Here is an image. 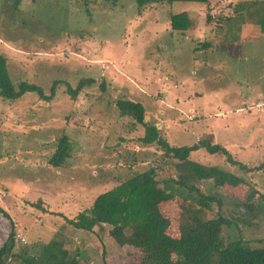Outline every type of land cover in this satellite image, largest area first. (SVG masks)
Listing matches in <instances>:
<instances>
[{"label": "rangeland", "instance_id": "374dc122", "mask_svg": "<svg viewBox=\"0 0 264 264\" xmlns=\"http://www.w3.org/2000/svg\"><path fill=\"white\" fill-rule=\"evenodd\" d=\"M183 12L190 27L173 32L170 16ZM263 18L264 0L175 2L141 14L134 0H0V54L8 59L13 83L30 82L49 96L53 84L63 82L49 102L30 93L12 107L0 98V205L10 216L0 214V248L13 224L15 251L25 257H38L44 245L63 236L79 264H103L104 256L107 264L129 263L133 250L113 243L111 227L76 232L65 220L149 166L176 175L162 169L157 145L142 144L144 126L121 116L119 99L142 103L145 121L170 145L210 139L252 170L204 150L193 154L247 182L197 184L221 200L209 217L221 213L235 221L224 230L225 239L241 237L253 248L264 247V226L243 206L249 187L264 194V169L255 170L264 164V108L256 106L264 102ZM85 79L95 83L73 99L67 85L75 89ZM204 95L219 98L221 106L213 109L209 101L205 110ZM63 135L71 142L67 164L54 168L49 161ZM179 190L162 205L172 236L179 235L186 214L185 192Z\"/></svg>", "mask_w": 264, "mask_h": 264}, {"label": "trees", "instance_id": "16d2710c", "mask_svg": "<svg viewBox=\"0 0 264 264\" xmlns=\"http://www.w3.org/2000/svg\"><path fill=\"white\" fill-rule=\"evenodd\" d=\"M102 1L115 5L120 0ZM134 1L139 8V14L143 13L144 9H150L158 4L195 2L208 6L210 3V0ZM210 18L208 16V19ZM189 27L190 21L186 12L170 16V29L173 32L184 33ZM261 34H264V18L261 23ZM94 83L93 79H85L80 81L75 89L68 84L66 92L76 99L85 87ZM61 84L62 81H56L49 96L40 86L30 82L21 81L16 85L10 76L7 57L0 54V98L14 103L12 107L30 93L36 94L40 101L49 102L55 97L56 90ZM116 105L122 117L131 116L144 126L145 134L140 139L142 144L157 145L163 154L162 169L165 172L171 169L176 175H164L160 173L158 166H149L146 170L123 181L119 186L100 194L90 208L80 212L75 218H66L69 229L93 234L97 227H111L109 236L113 243L121 248L129 247L133 250L128 264H264V247L253 248L250 242L241 237L236 240L225 239L224 230L231 227L235 221L221 213L209 217L211 206L214 203L221 206V200L214 194L203 193L197 187L199 182L211 179H220L233 187L245 185L247 182L217 166L196 161L193 154L204 150L209 155H219L222 163L239 167L246 172L252 170L236 160L229 149L210 139L201 138L192 146L170 145L154 124L145 121V107L140 102L119 99ZM70 148V138L63 135L49 164L54 168L65 166ZM262 169L264 164L255 168L257 171ZM179 189L183 190L182 193L185 192L183 210H186V214L182 216L179 235L172 236L171 222L164 216L162 205L173 200ZM243 206L259 225L264 226V194L259 193L254 187H249ZM43 211L48 212L46 209ZM1 213L10 218L0 205ZM247 224L253 225L252 221ZM16 237L12 224L7 241L0 248V264H4L8 258L23 261V264H79L80 262L77 258L78 254L72 255L70 250L66 249L63 236L54 238L44 245L38 257H25L15 251L18 241ZM104 257L102 263L107 264Z\"/></svg>", "mask_w": 264, "mask_h": 264}, {"label": "crops", "instance_id": "0c3cea01", "mask_svg": "<svg viewBox=\"0 0 264 264\" xmlns=\"http://www.w3.org/2000/svg\"><path fill=\"white\" fill-rule=\"evenodd\" d=\"M1 42H3L1 39H0V43ZM6 57V56H5ZM194 66H196V62H195V64H193V65H190V67L193 69V67ZM216 96V95H215ZM203 97V96H202ZM203 107H204V109L206 110V109H208L209 108V106H208V102L210 101V103H211V105H213V106H210L211 108H213V109H218V107H219V105L221 106V103H220V101H219V98H217V97H215L214 99H213V96L212 95H207V96H205L204 95V99H203ZM189 104V103H188ZM242 104V103H241ZM240 104V105H241ZM249 104V103H248ZM162 110H163V108H162ZM201 112V111H200ZM203 113V112H202ZM237 120V119H236ZM225 125H226V123H225ZM239 126H240V124H239Z\"/></svg>", "mask_w": 264, "mask_h": 264}, {"label": "built area", "instance_id": "2783aa9c", "mask_svg": "<svg viewBox=\"0 0 264 264\" xmlns=\"http://www.w3.org/2000/svg\"><path fill=\"white\" fill-rule=\"evenodd\" d=\"M256 106H257V108H258V107H259V108H264V102H260V103L257 104ZM249 109H251V107H249ZM189 119H190V117H189ZM190 120H194V115H193V118L190 119ZM161 124L163 125V121H161Z\"/></svg>", "mask_w": 264, "mask_h": 264}]
</instances>
